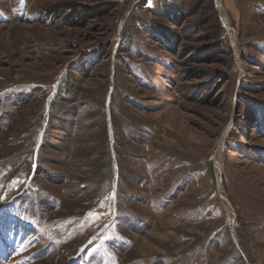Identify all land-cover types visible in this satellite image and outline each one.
Wrapping results in <instances>:
<instances>
[{
  "label": "rangeland",
  "instance_id": "rangeland-1",
  "mask_svg": "<svg viewBox=\"0 0 264 264\" xmlns=\"http://www.w3.org/2000/svg\"><path fill=\"white\" fill-rule=\"evenodd\" d=\"M0 264H264V0H0Z\"/></svg>",
  "mask_w": 264,
  "mask_h": 264
},
{
  "label": "trees",
  "instance_id": "trees-1",
  "mask_svg": "<svg viewBox=\"0 0 264 264\" xmlns=\"http://www.w3.org/2000/svg\"><path fill=\"white\" fill-rule=\"evenodd\" d=\"M67 5H73L74 9H77V5H74V4H66V5L64 4V5L55 6V7L51 8L50 11H49L51 16H54V14H56L59 11L60 8H62V10L65 9ZM96 11H99L98 7H97V9L96 8L95 9H93V8H91V9L90 8H84L83 10H79V14H81L82 15V19L85 20V16L89 12L93 13L92 15H94V16H100L101 14L105 15L107 13L105 11H109V10H107V8H103L102 11H100V12H96ZM77 14H78V12H77Z\"/></svg>",
  "mask_w": 264,
  "mask_h": 264
}]
</instances>
